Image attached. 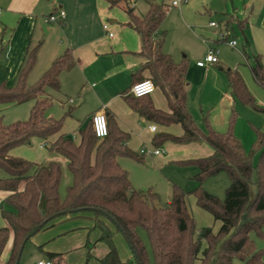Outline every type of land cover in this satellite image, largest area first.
<instances>
[{
  "label": "trees",
  "instance_id": "16d2710c",
  "mask_svg": "<svg viewBox=\"0 0 264 264\" xmlns=\"http://www.w3.org/2000/svg\"><path fill=\"white\" fill-rule=\"evenodd\" d=\"M107 2L110 6L124 4L122 8L128 15L126 24L137 32L141 42L139 53L143 61L138 74L144 70L149 72L155 87L164 95L169 112L155 108L148 95L135 97L127 94L124 100L148 120L165 125L178 123L182 128L181 135L162 132L154 135L153 145L159 146L166 141L199 142L207 144L211 151L203 157L183 160L197 166L193 175L196 187L186 191L173 184L169 201L158 204V193L151 188L146 191L134 189L127 172L119 165V156L139 161L143 158L127 147L129 133L117 127L112 115L105 114L108 124L105 137L98 139L94 135L89 119L79 126L78 140L62 131L64 118L71 115L72 108L64 112L63 118L44 115L51 105L45 89H59V74L71 66L73 56L70 48H65L33 84H28L37 46L30 48L14 82H0V104L34 102L26 120L3 124L0 119V168L5 173L0 177V191L4 193L0 204V217L4 222L0 225V254L7 242L10 245L3 264H15L23 245L37 231L55 220L84 212L92 213L99 229V239L107 244L106 253L99 259L102 264H122L112 242V226L123 235L135 264H148L139 228L146 233L155 264H193L195 260L199 264H235V259L246 264H264L263 251L255 247L250 237L251 232L264 235L262 135H257L259 158L254 165L250 153L245 152L230 131L225 135L211 129L203 133L195 125L187 108V63L184 60L175 62L162 51L164 30L158 29L168 10L165 0L150 1L146 13L141 16L135 14L125 0ZM240 21L238 24L242 27ZM155 34L159 35L157 40H154ZM250 71L254 80L264 88V67L258 57H255ZM226 78L233 99L258 108L237 69H227ZM33 137L42 140L49 153L66 160L72 181L63 199L58 194L61 177L58 160L32 162L10 153L15 146ZM221 174L229 180L223 198L203 186L205 181ZM188 194H193L196 205L220 222L217 232L214 233L210 226L196 229L186 206ZM202 240L206 245L201 249ZM48 255L59 258L60 253L48 252Z\"/></svg>",
  "mask_w": 264,
  "mask_h": 264
},
{
  "label": "rangeland",
  "instance_id": "374dc122",
  "mask_svg": "<svg viewBox=\"0 0 264 264\" xmlns=\"http://www.w3.org/2000/svg\"><path fill=\"white\" fill-rule=\"evenodd\" d=\"M125 1L135 14L141 16L146 12L147 1L153 0ZM165 1L168 10L160 24V30H164L162 51L169 54L175 62L184 60L187 63V103L195 125L203 133L208 129L221 135L230 131L240 141L245 152L250 153L251 161L256 165L259 158V147L256 146L258 134L262 135L264 142V88L254 80L250 66L254 64L255 57H258L264 67V0H187V3L182 4L180 8L171 6V0ZM123 5L120 8L124 7ZM109 20L110 18L107 20L110 23ZM238 20L243 23L242 27H239ZM211 21L216 26H211ZM220 32L225 35L223 39H220ZM158 37L159 35L155 34L154 40ZM231 38L236 41V47L227 44L226 40ZM209 49L213 50L217 61L196 68V62L203 61ZM227 69H237L258 108H253L230 96L227 87ZM41 71L35 69L29 75L27 83L33 84L41 75ZM143 78L151 79L147 70L142 71L139 79ZM45 92L51 99V105L44 112L45 116L54 119L63 118L64 112L72 108L74 115L72 118L74 119L78 114L82 124L84 118L80 114L85 113L84 117L89 114L91 101L83 103V100L78 99L76 95H67L48 87ZM69 98L73 101L69 102ZM33 103V100H28L17 104H0L2 123L26 120ZM176 126L180 128L178 124ZM157 127L158 131L155 133L144 127L138 129L131 148L137 150L142 143L152 147L149 145L150 140L154 135L162 132L158 123ZM14 149H18L20 156L32 162L46 161L48 154L44 142L37 137L15 146ZM52 154L58 157L61 165L58 194L60 199H63L72 176L65 158ZM191 158L196 157L172 158L164 169H159L157 163L151 162L149 156H144V163L133 161L126 156L118 157L134 189L146 191L151 188L158 193V204L161 205L170 197L173 184L186 191L196 187L197 182L193 175L197 172V166L192 162H183ZM0 172L4 171L0 168ZM228 184V177L221 174L205 181L203 186L209 192L223 198ZM186 206L194 218L196 229L210 226L214 233L217 232L220 222L196 205L193 194L187 195ZM63 218L34 233L23 245L17 264H37L38 260H51L53 264H102L98 257L108 247L104 240L99 239V229L92 213L84 212ZM0 223H4L1 217ZM111 228L112 242L122 264H135L131 249L123 235L113 226ZM138 233L148 254V264H155L145 231L139 228ZM250 237L255 247L263 251L264 256V235L257 236L251 232ZM205 245L206 241L202 240L201 249ZM9 247L7 242L0 254V264L7 259ZM49 251L61 252L63 259L56 261L50 258ZM193 264H199V261L195 260ZM235 264L246 263L235 259Z\"/></svg>",
  "mask_w": 264,
  "mask_h": 264
},
{
  "label": "crops",
  "instance_id": "0c3cea01",
  "mask_svg": "<svg viewBox=\"0 0 264 264\" xmlns=\"http://www.w3.org/2000/svg\"><path fill=\"white\" fill-rule=\"evenodd\" d=\"M149 2L147 1L146 11ZM60 10L64 11L63 17L59 15ZM49 14H54L56 20L46 21L45 18ZM109 18L110 23L107 21ZM127 21L128 15L123 8L110 6L107 0H0V47L2 46L0 82L5 81L8 84L14 82L27 50L32 47L37 46V50L29 75L35 69L36 71L37 69L42 70L40 73L42 74L55 57L65 48H70L73 62L71 66L60 72V87L57 91L60 90L67 95H76L78 99L83 100V103L91 101L87 117H84L85 113L80 114L84 118L83 123L97 111L112 115L117 127L129 133L127 147L139 153L140 147L146 144L142 143L137 150L132 149L134 135L137 134L138 129L144 127L147 130L149 124L157 125V122L140 116L124 100V95L130 94L131 84L140 80L142 72L139 75L138 71L143 61L139 53L141 49L139 35L126 24ZM103 23H108V30L103 28ZM108 31L113 33L112 36L108 35ZM196 68L202 67L196 65ZM133 74L134 77H132ZM187 85L188 83L186 92H188ZM147 97L155 108L169 112L167 101L159 88L155 87ZM68 100L73 101L71 98ZM73 116L71 113L64 119L62 131L70 133L75 140H78L77 130L81 125L80 117L76 114L73 119ZM176 124L158 123V126L161 127L162 133L181 135L182 128L179 124L180 128L177 127ZM157 131L158 127L155 132ZM149 145L152 147L148 148L158 147L162 149V152L156 155H142L143 159L140 161L128 158L144 163V156H149L151 162L157 163L159 169H164L166 163L172 158H198L206 156L211 151L207 144L199 142L166 141L162 147H159L153 145L151 139ZM10 153L20 156L18 149L13 148ZM50 159L58 160V157L48 152L46 161ZM117 161L121 166L118 158ZM3 176L5 173L0 172V177ZM3 197L4 193L0 191V199ZM59 253V258L54 257V260L63 259L62 253Z\"/></svg>",
  "mask_w": 264,
  "mask_h": 264
},
{
  "label": "built area",
  "instance_id": "2783aa9c",
  "mask_svg": "<svg viewBox=\"0 0 264 264\" xmlns=\"http://www.w3.org/2000/svg\"><path fill=\"white\" fill-rule=\"evenodd\" d=\"M185 3H187V0H171L170 5L180 7L182 4H185ZM59 15L63 17L64 11L60 10ZM45 20L55 21L56 17L54 14H49L48 16H46ZM210 25L216 26V24L213 21L210 22ZM103 28L105 30H108V23H103ZM112 34H113L112 32L108 31L109 36H112ZM0 35H1V29H0ZM224 36H225L224 33L220 32V39H223ZM226 41H227V44L231 47H236L237 45L236 41L232 38L227 39ZM216 61H217L216 55L214 54L213 50L209 49L203 61H197L196 65L203 67L206 63H212ZM154 89H155V85L153 81L150 78H143L131 84L129 88V93L132 96L141 97L145 95H150L154 91ZM90 120H91V127L93 130V133L98 139H101L108 134L107 118L103 111H97L94 114H92V116L90 117ZM148 129L151 132H155L157 130V125L154 123H151L148 125ZM138 152L141 155H148V154L156 155V154L161 153L162 149L158 147L148 148L147 146H142L140 147ZM1 202L2 200L0 199V204ZM37 264H52V262L50 260H44V261L39 260L37 261Z\"/></svg>",
  "mask_w": 264,
  "mask_h": 264
},
{
  "label": "water",
  "instance_id": "95a60500",
  "mask_svg": "<svg viewBox=\"0 0 264 264\" xmlns=\"http://www.w3.org/2000/svg\"><path fill=\"white\" fill-rule=\"evenodd\" d=\"M18 262V261H17ZM17 262L15 264H17Z\"/></svg>",
  "mask_w": 264,
  "mask_h": 264
}]
</instances>
